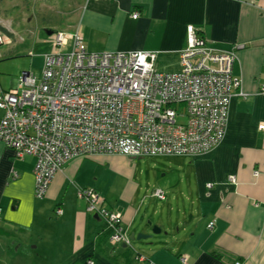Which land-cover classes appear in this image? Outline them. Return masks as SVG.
Wrapping results in <instances>:
<instances>
[{
	"label": "crops",
	"instance_id": "0c3cea01",
	"mask_svg": "<svg viewBox=\"0 0 264 264\" xmlns=\"http://www.w3.org/2000/svg\"><path fill=\"white\" fill-rule=\"evenodd\" d=\"M62 1L66 8L58 7ZM27 2L36 11L25 23L36 19V28L45 27L51 44L55 31H79L89 51H153L156 67L163 72L180 69L179 52L192 24L212 48L237 47L234 73L245 95L232 98L226 135L217 147L199 156L159 155L170 158L165 169L175 163L177 175L182 176H177L176 184L159 186L164 198L154 193L152 198L170 203L180 197L182 206L170 205L167 213L164 206L156 207L143 218L141 208L131 203L133 193L121 203L104 202L122 214L126 235H152L145 245L141 240L131 241L132 247L112 244L109 227L87 211V202L58 201L68 181L77 179L86 164L109 160L111 155L69 159L45 196L38 197L35 156L17 157L14 149L0 142V264H185L181 255L187 257V264H264V130L258 127L264 121V0ZM0 32L12 41V26L9 31L1 22ZM16 41L0 46V95L18 86L21 71L30 70L29 64L16 58L30 54L33 43L21 36ZM3 114L0 108V117ZM229 175L236 181L231 182ZM47 199L58 202L49 206L44 203ZM170 212H177L175 220ZM148 217L157 220L151 225ZM153 223L161 228L159 237H153Z\"/></svg>",
	"mask_w": 264,
	"mask_h": 264
},
{
	"label": "built area",
	"instance_id": "2783aa9c",
	"mask_svg": "<svg viewBox=\"0 0 264 264\" xmlns=\"http://www.w3.org/2000/svg\"><path fill=\"white\" fill-rule=\"evenodd\" d=\"M51 41L40 74L21 71L18 86L0 95V142L17 157L35 156L38 197L74 157L205 154L226 135L232 98L245 95L234 73L237 47L212 48L192 24L176 72L159 71L153 51H89L79 31H55ZM258 127L264 130V121ZM79 195L106 222L112 244H130L120 212L93 190ZM180 261L188 263L186 256Z\"/></svg>",
	"mask_w": 264,
	"mask_h": 264
},
{
	"label": "rangeland",
	"instance_id": "374dc122",
	"mask_svg": "<svg viewBox=\"0 0 264 264\" xmlns=\"http://www.w3.org/2000/svg\"><path fill=\"white\" fill-rule=\"evenodd\" d=\"M10 1V4H7L5 0H0V23H5L9 31L12 26V31L14 32L12 41L14 40L17 42L16 37L20 39L21 36L22 38L29 39V41L33 43L31 44L32 49L30 54L20 56L16 59H18V62L21 61L29 64L27 67L28 69L39 72L43 67L44 54L50 53L53 50L46 29H44L45 27H39L37 29L35 24L36 19L25 23L27 20L26 18L28 16H35L36 11L31 7H28L29 3H26V0ZM66 6L67 5L64 1L58 5L61 9L66 8ZM58 18L62 22V19L64 18L63 14L61 15V18L60 15H58ZM18 19H21L22 22ZM20 22L21 24H19ZM56 28L60 29V27ZM63 32L67 33V31ZM10 37L9 34L0 35V46H2L1 43H11L12 41L10 40ZM14 59L15 58H11L10 61ZM161 63L163 65L167 64V62ZM161 63H159V67ZM178 121L184 123L186 117H179ZM103 159L104 158H101V160H98L97 162L93 161L96 163L95 165L86 164L80 173L81 177L78 176L74 181H68L67 188L63 189L60 197H58V201H62V198H64V200L68 201L69 205L77 204L76 201H79V199H83L86 202V198L79 195V190L81 189L93 190L99 193L106 204L114 203L116 201L117 203H121L123 198L129 193H133L131 203L141 208V211L144 213L143 218H146V214L150 215L151 211L156 207L164 206L165 212L167 213L170 205L174 207L183 205V201L180 197L177 199L173 198L169 201L170 203H168V201L152 198L155 197L153 193L156 195V192L160 188H163V183L176 184L177 176H182L181 174L177 175L178 167L175 163H173V168L165 169V166L170 167V158L159 155H147L141 157L111 155L109 160H106V158L105 160ZM79 181H82L85 184H81ZM58 201L47 199L44 203L53 206ZM170 213L171 219L175 220L177 212ZM163 219L165 220V224H169L170 218L167 214L163 215ZM152 220L156 222L157 219H152L151 217L146 219L147 222H152ZM160 235L161 233H156L153 234V237H159ZM141 241H143L144 245L146 244V241ZM134 242L135 240H132V243ZM139 247L141 249L143 248L141 243Z\"/></svg>",
	"mask_w": 264,
	"mask_h": 264
},
{
	"label": "water",
	"instance_id": "95a60500",
	"mask_svg": "<svg viewBox=\"0 0 264 264\" xmlns=\"http://www.w3.org/2000/svg\"><path fill=\"white\" fill-rule=\"evenodd\" d=\"M95 216L99 217V215L96 214V213H95ZM149 223L152 225V222H149ZM152 232H153V234L160 233L161 232V228L159 226H157V225H153ZM151 236H152L151 234H146V233H141V232L137 233V235H135V232H132L129 235L130 244L124 243V245L132 247V244H131L132 240H146V239L150 238Z\"/></svg>",
	"mask_w": 264,
	"mask_h": 264
},
{
	"label": "trees",
	"instance_id": "16d2710c",
	"mask_svg": "<svg viewBox=\"0 0 264 264\" xmlns=\"http://www.w3.org/2000/svg\"><path fill=\"white\" fill-rule=\"evenodd\" d=\"M1 33H2V32H1ZM1 33H0V35L5 34V33H2V34H1ZM1 44H2V43H1ZM43 60H44V56H43Z\"/></svg>",
	"mask_w": 264,
	"mask_h": 264
}]
</instances>
